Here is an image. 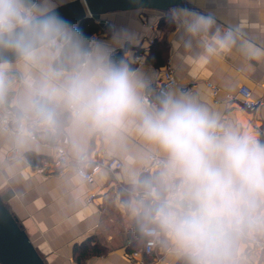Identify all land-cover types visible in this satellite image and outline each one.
<instances>
[{
	"label": "crops",
	"instance_id": "crops-1",
	"mask_svg": "<svg viewBox=\"0 0 264 264\" xmlns=\"http://www.w3.org/2000/svg\"><path fill=\"white\" fill-rule=\"evenodd\" d=\"M69 1L33 0L39 14ZM181 3L163 13L138 10L106 14L95 21L100 27L95 41L107 45L113 56L122 50L121 58L131 53V67L143 81V94L156 87L164 68L154 61L150 49L154 42H162L164 59L172 66L177 82L168 93L194 97L221 123L252 133L264 142V0ZM193 13L212 17L215 25L207 33H188L184 19ZM217 31L221 36L231 31L235 42L220 49L212 39ZM61 49L58 43L53 45L46 67L67 75L72 70L54 68ZM137 56L139 63L135 61ZM8 64L14 66L12 75L18 76L17 61ZM207 84L219 89L216 96ZM241 86L249 88L252 97L261 102L254 111L242 106L238 95ZM20 92L17 81L5 103L15 113ZM36 132L38 141L21 151L13 136L0 130V196L46 264H77L80 252V264H139L141 258L155 264H181L188 258L159 228L151 211L155 204L171 200L168 193L172 182L180 184V178L167 168L153 169L150 174L142 172L150 155L166 164L167 156L141 137L134 125L130 124L122 136L108 138L74 126L69 116L68 125L55 143L48 141L55 132ZM63 139L67 141L70 162L60 167L50 165ZM29 155L38 157L41 166L31 167ZM81 156L87 157V165L115 157L122 169L115 173L102 169L88 184L75 172L74 162ZM42 166L47 169L42 170ZM147 228L160 233L151 257L142 255L143 231ZM237 244L238 264H264V252L255 250L244 233ZM84 247H89L86 253L91 249L95 252L87 257ZM135 253L140 255L133 256Z\"/></svg>",
	"mask_w": 264,
	"mask_h": 264
},
{
	"label": "clouds",
	"instance_id": "clouds-1",
	"mask_svg": "<svg viewBox=\"0 0 264 264\" xmlns=\"http://www.w3.org/2000/svg\"><path fill=\"white\" fill-rule=\"evenodd\" d=\"M214 25L212 17L195 13L184 19L190 34ZM212 39L220 49L235 42L231 31H217ZM86 42L56 11L42 15L33 0H0V50L13 53L20 69L14 77V66L0 63V100L17 81L21 87L17 149L29 148L37 130L55 132L62 113L74 126L108 138L134 125L166 154L167 171L180 178L179 197L151 209L159 228L190 264H238V237L264 231V142L221 123L185 93H167L149 104L130 52L116 59L107 45ZM57 43L74 51L67 75L46 67Z\"/></svg>",
	"mask_w": 264,
	"mask_h": 264
},
{
	"label": "built area",
	"instance_id": "built-area-1",
	"mask_svg": "<svg viewBox=\"0 0 264 264\" xmlns=\"http://www.w3.org/2000/svg\"><path fill=\"white\" fill-rule=\"evenodd\" d=\"M150 29H152V26H149ZM95 40L94 35L90 38V41ZM89 41V42H90ZM135 61L137 63L140 62V57H136ZM177 84L176 79L174 77V70L170 63L168 62L162 72L161 76L158 80V83L156 84V87L154 89H150L146 91L143 96L145 100L149 104H154L158 102L159 97H161L164 94H167L168 91L173 88ZM207 86L211 89L212 95L216 96L219 92V89L214 87L212 84H207ZM185 92L189 91V88L184 90ZM238 95L240 97L242 106L244 109L248 111H254L257 109L261 102L259 100H256L252 97V92L249 88L245 86H241L238 88ZM0 130L7 132L8 134L14 136V130H15V114L11 110H8L6 108L0 110ZM38 131V130H37ZM37 142V132L35 131L33 133V140ZM66 145L67 141L65 139L62 140L61 145L56 148L55 156L53 158V161L50 165L60 167L62 164H69V156L66 151ZM88 159L86 156L79 157L78 160L74 162V168L76 175L83 180L84 182L91 184L94 182L96 175L100 172L102 169H106L112 173L118 172L122 169V163L118 158L111 157L109 159H104L100 161H95L91 165H87ZM46 167V166H45ZM42 166V170H46ZM153 169L157 170H165L166 169V163L158 158L157 156L150 155L148 157V164L142 169V172L145 174H150ZM171 190L168 193V196H170V199L173 200L177 194H179L181 187L180 184H176L175 182H172ZM169 201V199L167 200ZM145 242L142 250V255L145 257H151L154 250L157 247L158 239L160 236V233L155 228H147L143 231ZM246 235L247 240L250 242L252 247L259 251L264 252V231H258V232H247L244 233ZM140 253H135L133 256H138ZM139 264H155L154 262L145 261L144 259H140Z\"/></svg>",
	"mask_w": 264,
	"mask_h": 264
},
{
	"label": "water",
	"instance_id": "water-1",
	"mask_svg": "<svg viewBox=\"0 0 264 264\" xmlns=\"http://www.w3.org/2000/svg\"><path fill=\"white\" fill-rule=\"evenodd\" d=\"M182 6L181 0H71L42 15L56 11L74 28L88 19L94 21L109 13L127 11L167 12ZM17 61L16 56L0 50V63ZM0 264H46L18 218L0 196Z\"/></svg>",
	"mask_w": 264,
	"mask_h": 264
},
{
	"label": "trees",
	"instance_id": "trees-1",
	"mask_svg": "<svg viewBox=\"0 0 264 264\" xmlns=\"http://www.w3.org/2000/svg\"><path fill=\"white\" fill-rule=\"evenodd\" d=\"M34 3V2H33ZM163 19L160 20L159 25L161 26V22ZM75 29H77L79 31V33H81L83 35V37L87 38V42L85 44V46H88V42L90 41V38L97 34L100 30V27L98 24L95 23L94 20L92 19H88L84 22H81ZM151 52H152V57L155 60H157L158 65H160V67H164L166 64L165 61V46L162 42H154L153 46L150 47ZM124 50L120 51L119 53L115 54L113 57H115L116 59H121V56L123 54ZM162 60V61H160ZM73 65H74V51L71 48L70 45L64 46L62 47L59 55L57 56V58L54 61V68L58 69V70H64V71H68V70H72L73 69ZM10 93H8L7 97L3 100H0V110L6 108L8 110H11L13 112V114H16L14 112V110L8 106L5 105L7 98L9 97ZM69 122V116L65 113L61 114L59 117V124L58 127L54 133V135H52L51 139L49 138L48 141H50L51 143H55V140L57 138L60 137V135L62 134L64 128L68 125ZM28 161L31 165V167L33 168H37L40 167V159L38 157H36L35 155H29L28 156ZM157 184L155 183V186ZM159 204H155L154 208L157 207ZM89 249V247H84L82 249V251L85 252V254L88 256L91 255V253H94V249L90 250V253H86L87 250ZM81 254V252L79 253V255ZM78 256V258L76 259V263L80 264L81 263V256ZM181 264H190L189 259L187 258L186 260H184L183 262H181Z\"/></svg>",
	"mask_w": 264,
	"mask_h": 264
}]
</instances>
